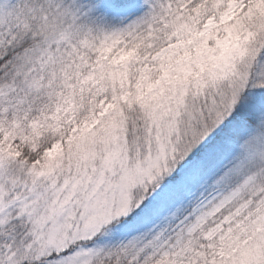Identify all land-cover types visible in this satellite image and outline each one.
<instances>
[{"label": "snow or ice", "instance_id": "snow-or-ice-1", "mask_svg": "<svg viewBox=\"0 0 264 264\" xmlns=\"http://www.w3.org/2000/svg\"><path fill=\"white\" fill-rule=\"evenodd\" d=\"M0 264H264V0H0Z\"/></svg>", "mask_w": 264, "mask_h": 264}]
</instances>
